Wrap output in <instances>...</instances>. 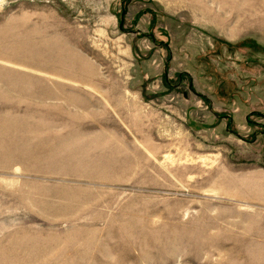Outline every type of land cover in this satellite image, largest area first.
<instances>
[{"label":"rangeland","instance_id":"1","mask_svg":"<svg viewBox=\"0 0 264 264\" xmlns=\"http://www.w3.org/2000/svg\"><path fill=\"white\" fill-rule=\"evenodd\" d=\"M0 264H264V0H0Z\"/></svg>","mask_w":264,"mask_h":264},{"label":"bare ground","instance_id":"2","mask_svg":"<svg viewBox=\"0 0 264 264\" xmlns=\"http://www.w3.org/2000/svg\"><path fill=\"white\" fill-rule=\"evenodd\" d=\"M230 29H229V27H227L226 26V28L224 27V29H223V32H228ZM238 33V32H237ZM233 34V33H232Z\"/></svg>","mask_w":264,"mask_h":264}]
</instances>
